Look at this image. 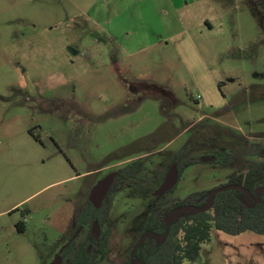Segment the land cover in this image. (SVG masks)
Returning a JSON list of instances; mask_svg holds the SVG:
<instances>
[{
    "label": "rangeland",
    "instance_id": "obj_1",
    "mask_svg": "<svg viewBox=\"0 0 264 264\" xmlns=\"http://www.w3.org/2000/svg\"><path fill=\"white\" fill-rule=\"evenodd\" d=\"M245 139L264 144V0H0V264H51L98 182L142 160L137 188L111 197L95 262L124 264L173 155ZM249 160L190 166L165 202ZM210 235L183 264H264V235Z\"/></svg>",
    "mask_w": 264,
    "mask_h": 264
},
{
    "label": "trees",
    "instance_id": "obj_2",
    "mask_svg": "<svg viewBox=\"0 0 264 264\" xmlns=\"http://www.w3.org/2000/svg\"><path fill=\"white\" fill-rule=\"evenodd\" d=\"M255 75L258 76V74ZM139 86L142 87L143 93L153 98L161 99L157 93L171 95L164 87L149 84L131 86L130 91L138 92L137 87ZM170 97L173 98L172 102L175 105L177 100L174 95ZM163 109H165L164 105ZM191 151L185 146L173 155L171 162L159 173L162 182L168 176L173 165L178 167L180 181L186 168L199 163H208L204 162L205 156H191ZM209 156L214 157L210 163H215L218 157H221V163L224 166H234V161L239 157L250 158L245 163L244 171L230 175L228 182L221 186L239 185L245 187L252 194L250 201L243 191L228 189L216 195L213 207L208 212L181 213L173 220L169 228H166V220L175 209L189 206L205 207L209 201L210 191L196 192L171 204L165 202L167 194L160 199L154 197L150 215L140 236L148 233L153 235L136 249L133 258L131 257L132 251H130L124 264H183L185 261L197 263L202 245L210 241L212 229L232 236L246 232L264 235V192L261 193L260 201L256 204L258 190L264 189V144L245 139L239 151L224 147L210 151ZM145 166V161L140 160L120 170L119 176L102 206L95 209L88 202L87 207L76 215L77 222L80 225L91 226L97 220L103 227L107 223L111 197L117 190L119 182L139 176L144 172ZM108 241V234H106L103 240H97L92 236L90 243L80 244L76 248L75 244H71L67 250L69 263L95 264L98 256L104 259L109 253Z\"/></svg>",
    "mask_w": 264,
    "mask_h": 264
},
{
    "label": "water",
    "instance_id": "obj_3",
    "mask_svg": "<svg viewBox=\"0 0 264 264\" xmlns=\"http://www.w3.org/2000/svg\"><path fill=\"white\" fill-rule=\"evenodd\" d=\"M213 160H214V157H208V158L204 159V162H210ZM116 176H117V173L110 174L106 178L99 181L98 184L92 190L89 200L95 209H99L102 206L103 202L105 201V199H106V197H107V195H108V193H109V191H110V189L114 183ZM178 181H179V170H178L177 165H173L171 167L169 173H168V176L166 177L165 181L163 182V184L154 193V197H156L157 199L164 197L167 193H169L170 191H172L174 189V187L177 185ZM228 189H239V190L243 191L245 194H247L248 201H250V199L252 197L251 192L248 191L243 186L227 185L225 187H221V188L216 189L214 191H211L209 193V201H208L207 205L203 208H196L193 206H189V207H181V208L175 209L172 213H170V215L168 216V218L166 220V228H169V226L171 225L173 220L176 217H178L181 213H189V212L205 213V212H208L213 207V203H214V199H215L216 195L221 193V192H224ZM262 192H264V189L258 190V200L256 201V204L259 203ZM92 231L97 237L100 235V226H99V222L97 220L93 223ZM152 235L153 234L148 233V234L143 235L139 239V241L137 242V244L134 246V248L132 250V253H131L132 258L134 256L136 249L139 246H141L146 241V239ZM157 240H158V237H157ZM52 264H61V259L59 257H57Z\"/></svg>",
    "mask_w": 264,
    "mask_h": 264
},
{
    "label": "flooded vegetation",
    "instance_id": "obj_4",
    "mask_svg": "<svg viewBox=\"0 0 264 264\" xmlns=\"http://www.w3.org/2000/svg\"><path fill=\"white\" fill-rule=\"evenodd\" d=\"M137 89H139L138 90V92H140V93H142V94H145V93H143V90H142V87H137ZM142 90V91H141ZM137 92V93H138ZM170 99L171 100H173L172 99V97H170ZM137 161H140V160H137ZM134 162H136V160L135 161H131L130 163H128V165L129 164H132V163H134ZM127 166V165H126ZM123 169V168H122ZM121 169V170H122ZM119 171L120 170H118V171H115V172H113V173H117V176H116V178H115V180H114V183H113V185H112V187H111V189L113 188V186H114V184H115V182H116V180H117V178H118V176H119ZM110 174H112V173H110ZM141 175V174H140ZM139 175V176H140ZM109 176V175H108ZM139 176H137V177H135V178H132L131 180H121L120 182H119V184H118V187L120 186V184L121 183H126V185H128V187L129 188H137L136 187V182H135V179H137ZM165 181V180H164ZM163 184V182L161 183V185ZM178 184V183H177ZM160 185V186H161ZM176 187V186H175ZM174 187V188H175ZM111 189H110V191H111ZM118 189V188H117ZM110 191H109V193H110ZM171 192V191H170ZM109 193H108V195H109ZM107 195V196H108ZM107 198V197H106ZM106 200V199H105ZM90 202V201H89ZM92 205V204H91ZM87 206H85L83 209H82V211L86 208ZM81 211V212H82ZM95 222V221H94ZM92 226H93V224L91 225V226H88V225H80L78 222H77V220L75 221V229H74V231H73V233L71 234V237H70V239H69V241L60 249V251L58 252V253H56V255H55V258H54V260H53V262L55 261V259L57 258V257H59L60 259H61V264H70L69 262H70V260H69V258L67 257V250H68V248L70 247V245L71 244H75V248L77 247V246H79L80 244L82 245V244H84V243H90L91 241H92V236H94L97 240H103L104 238H105V235L106 234H108V238H109V241H110V236H111V231H110V229H104V226L103 227H101L100 226V224H99V226H100V235L97 237L94 233H93V231H92ZM86 228H88L89 230H88V232H87V234H86V238H85V240L83 241V242H80V243H77V239L83 234V232H84V230L86 229ZM142 232V231H141ZM151 234V233H150ZM103 235V236H102ZM143 236V235H142ZM142 236H139V238L137 239V241H139V239L142 237ZM109 241H108V244H109ZM97 247H98V244H97ZM89 250H90V248H89ZM133 250V249H132ZM110 251V250H109ZM132 257V256H131ZM52 262V263H53ZM51 263V264H52Z\"/></svg>",
    "mask_w": 264,
    "mask_h": 264
}]
</instances>
